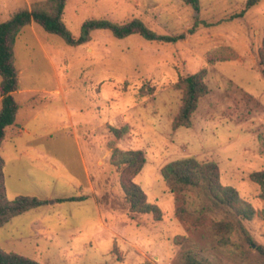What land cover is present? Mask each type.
I'll use <instances>...</instances> for the list:
<instances>
[{
    "label": "rangeland",
    "instance_id": "obj_1",
    "mask_svg": "<svg viewBox=\"0 0 264 264\" xmlns=\"http://www.w3.org/2000/svg\"><path fill=\"white\" fill-rule=\"evenodd\" d=\"M41 1L0 0V22ZM246 2L199 0L197 10L188 0L67 1L64 20L76 36L88 18H141L159 33L186 34L173 43L98 29L74 46L36 22L22 29L14 92L21 108L0 155L9 200L32 195L49 203L0 227L4 251L47 264H185L189 252L210 264H264V197L250 178L264 168V0L239 16ZM203 67L210 92L193 126L174 128L182 100L174 83ZM144 84L155 90L143 94ZM110 126L128 132L117 138ZM112 146L145 153L134 181L163 220L130 211ZM190 156L218 162L221 182L256 210L228 246L176 216L179 202L161 170ZM81 195L89 197L61 200Z\"/></svg>",
    "mask_w": 264,
    "mask_h": 264
},
{
    "label": "trees",
    "instance_id": "obj_2",
    "mask_svg": "<svg viewBox=\"0 0 264 264\" xmlns=\"http://www.w3.org/2000/svg\"><path fill=\"white\" fill-rule=\"evenodd\" d=\"M68 0H45L35 2L31 7L16 11L10 18L0 22V90L2 105L0 109V150L7 140L12 128L16 126L21 108L14 92L20 89V71L16 65V40L19 33L27 25L36 22L50 33L61 36L67 43L77 46L89 42L92 33L98 29H108L118 38H126L139 34L149 41L160 43L178 42L186 34H162L152 29L141 18H133L125 22L113 21L109 18H88L82 25L79 36L72 33L64 20ZM199 10V0H188ZM261 0H247L246 7L238 15L242 16L250 7ZM264 52V51H263ZM262 52V53H263ZM208 69L203 67L195 73L180 75L174 87L182 93V100L173 119V127H192L193 116L202 98L210 92L206 82ZM155 86L144 84L143 94L151 93ZM110 131L117 138H123L128 132L126 126H110ZM264 149V138L262 140ZM113 147L110 162L120 174V184L124 198L130 211L136 214H152L156 221L164 218L160 206L150 202L144 190L134 181L146 163L142 150H123ZM6 161L0 155V227L15 216L28 210L45 206L48 199L32 195H18L15 199L7 198L5 186ZM162 175L167 187L175 194L178 205L176 216L192 227H207L219 245L232 243L234 232L240 229L246 232L244 221L251 220L256 214L254 206L240 196L232 185H224L220 177L218 162L200 160L195 156L173 160L162 167ZM252 181L261 187L264 197V168L250 174ZM193 195V197H192ZM89 196H71L61 200H83ZM249 239H251L248 236ZM264 254V248L259 246ZM0 264H47L17 252H7L0 247ZM185 264H210L196 253L186 255Z\"/></svg>",
    "mask_w": 264,
    "mask_h": 264
}]
</instances>
